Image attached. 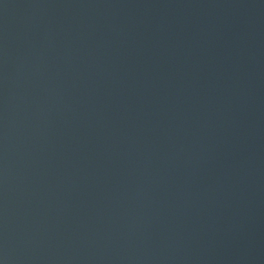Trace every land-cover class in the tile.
I'll return each mask as SVG.
<instances>
[{
	"label": "water",
	"instance_id": "obj_1",
	"mask_svg": "<svg viewBox=\"0 0 264 264\" xmlns=\"http://www.w3.org/2000/svg\"><path fill=\"white\" fill-rule=\"evenodd\" d=\"M0 264H264V0H0Z\"/></svg>",
	"mask_w": 264,
	"mask_h": 264
}]
</instances>
